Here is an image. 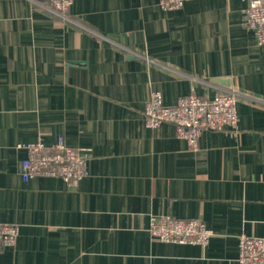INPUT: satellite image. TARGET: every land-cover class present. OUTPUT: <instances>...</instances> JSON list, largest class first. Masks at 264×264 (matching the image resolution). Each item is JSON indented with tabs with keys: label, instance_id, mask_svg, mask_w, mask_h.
Masks as SVG:
<instances>
[{
	"label": "crops",
	"instance_id": "crops-1",
	"mask_svg": "<svg viewBox=\"0 0 264 264\" xmlns=\"http://www.w3.org/2000/svg\"><path fill=\"white\" fill-rule=\"evenodd\" d=\"M246 6L73 0L68 21L0 0V221L18 226L0 264H239L238 237H264V45ZM220 89L238 91L237 123L202 131L196 147L170 123L145 126L153 90L173 105ZM58 135L87 154V174L76 186L24 180L18 144ZM159 215L213 235L206 246L159 241Z\"/></svg>",
	"mask_w": 264,
	"mask_h": 264
},
{
	"label": "built area",
	"instance_id": "built-area-1",
	"mask_svg": "<svg viewBox=\"0 0 264 264\" xmlns=\"http://www.w3.org/2000/svg\"><path fill=\"white\" fill-rule=\"evenodd\" d=\"M43 8L50 14L72 21L68 15L73 0H27ZM184 0H159L166 10L182 6ZM243 9L245 25L256 39L257 45H264V0H246ZM115 45L127 50V44L119 36L110 37ZM147 62L151 58L141 55ZM235 89H220L212 96L200 95L195 91L178 97L175 104L166 105L161 93L151 91L143 109L146 127L154 128L167 122L175 127L178 137L190 147H196L204 130L219 131L233 128L237 123V96ZM26 150L27 156L21 160V175L24 180L36 176L58 177L71 186H76L87 174V154L80 148L65 143L58 135L53 144L47 146L42 138L34 142L18 144ZM150 235L162 242L196 244L206 246L213 230L195 218H177L169 215L153 216L149 226ZM18 235L16 223L0 221V248L12 246ZM239 264H264V237L241 234L238 237Z\"/></svg>",
	"mask_w": 264,
	"mask_h": 264
}]
</instances>
